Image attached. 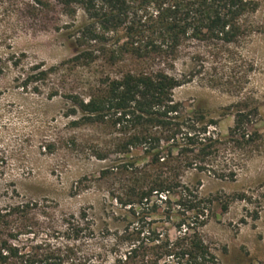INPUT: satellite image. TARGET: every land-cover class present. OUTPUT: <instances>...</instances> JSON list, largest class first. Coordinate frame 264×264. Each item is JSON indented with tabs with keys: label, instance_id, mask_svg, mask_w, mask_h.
<instances>
[{
	"label": "trees",
	"instance_id": "obj_1",
	"mask_svg": "<svg viewBox=\"0 0 264 264\" xmlns=\"http://www.w3.org/2000/svg\"><path fill=\"white\" fill-rule=\"evenodd\" d=\"M261 2L0 0L8 22L1 36L52 31L72 50L57 64L29 66L13 52L0 57V72L21 67L19 86L66 99L74 127L101 129L74 142L106 163L98 180L112 205L108 219L82 209L42 233L38 202L0 204V264H223L204 234L218 197L202 195L200 175L237 179L262 141L258 108L237 110L223 135L220 120L175 91L193 81V69L242 57L248 39L264 32L255 20ZM180 61L191 70L179 71Z\"/></svg>",
	"mask_w": 264,
	"mask_h": 264
},
{
	"label": "rangeland",
	"instance_id": "obj_2",
	"mask_svg": "<svg viewBox=\"0 0 264 264\" xmlns=\"http://www.w3.org/2000/svg\"><path fill=\"white\" fill-rule=\"evenodd\" d=\"M255 20L264 27V0ZM6 25L0 18V31ZM241 51L242 57L237 55L235 61L193 69V81L177 88L175 98L220 120L218 130L223 135L234 124L237 110L258 108L253 119L258 121L262 141L242 162L237 179L200 176L202 195L218 197L216 216L204 234L222 263L264 264V32H255ZM13 52L25 66L57 64L73 54L61 35L45 30L13 38L0 35V57L7 59ZM191 67L180 61L178 70ZM20 72L21 67L10 64L0 72V204L38 202L42 233L52 219L82 209L91 215L103 211L108 219L111 197L107 184L98 180L106 163L92 156L88 144L74 142L95 138L101 129L74 127L66 99L51 100L45 93L23 89L17 81ZM227 201L229 209L223 212L220 207Z\"/></svg>",
	"mask_w": 264,
	"mask_h": 264
}]
</instances>
